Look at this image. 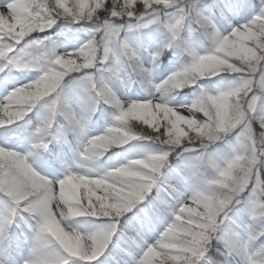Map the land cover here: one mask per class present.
I'll use <instances>...</instances> for the list:
<instances>
[{
	"label": "snow or ice",
	"instance_id": "6c2138e0",
	"mask_svg": "<svg viewBox=\"0 0 264 264\" xmlns=\"http://www.w3.org/2000/svg\"><path fill=\"white\" fill-rule=\"evenodd\" d=\"M0 264H264V0H0Z\"/></svg>",
	"mask_w": 264,
	"mask_h": 264
}]
</instances>
